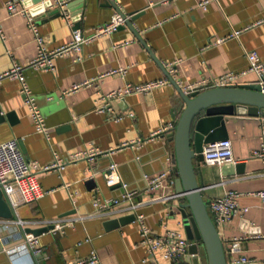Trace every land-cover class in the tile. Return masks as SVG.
<instances>
[{"label": "crops", "instance_id": "0c3cea01", "mask_svg": "<svg viewBox=\"0 0 264 264\" xmlns=\"http://www.w3.org/2000/svg\"><path fill=\"white\" fill-rule=\"evenodd\" d=\"M6 1L0 0L4 36L0 35V73L10 69L13 62L29 64L37 53V41L26 16L9 15ZM104 1L68 2V9L83 32L92 31L116 12ZM114 1L126 14L139 12L132 19V26L144 44L124 24L116 32L83 46L81 53L70 52L56 59L53 71L26 69L24 72L46 126L51 128L49 142L35 130L19 92V82L5 79L1 83L0 143L16 138L25 150L24 158L37 161L40 166L50 165L53 152L67 158L95 148L101 154L68 163L60 173L56 170L36 173L44 196L32 204L17 207L18 218L49 222L69 216L85 218L62 231L52 229L38 235L47 259L19 254L12 260L0 245V264H75L93 251L98 264H144L149 254L140 241V227L135 221L112 230L104 228L106 221L134 215L125 209L127 203L96 216L92 215L93 202L120 198L123 194L121 187L107 184L105 173L111 163L117 165L121 180L135 194V202L160 194L148 193L143 177L167 168L174 144L167 138L169 133L150 137L169 123L177 125L183 102L170 83L147 94L134 93L97 103L99 98L126 84L167 79L163 70L168 72L171 66L175 71L174 80L184 88L203 79L212 81L226 73L248 71V51L254 50L264 60V0H218L211 1L207 8L200 7L201 0ZM26 3L32 6L46 48L55 49L68 43L71 29L61 14L50 13L54 7H45L41 0H26ZM260 20L263 22L259 23ZM236 28L245 29L239 37L216 43L219 37L228 36ZM116 68H127V74L100 78ZM93 79H97L93 85L69 91L73 85ZM255 80L258 77L248 73L239 79V84H251ZM100 105L105 106L104 112H98ZM224 119L233 156L236 164H244V173H228L236 164L217 167L202 163L203 198L208 204L227 191L240 194L239 206L247 207L248 211L216 225L219 237L226 254L230 241L240 238L241 254L251 261L249 264H264V203L256 196L264 190V163L253 155L264 147V118L253 109L238 107L236 116L225 115ZM171 165L175 173L173 159ZM68 184L67 190L64 186ZM165 192L174 193L173 187ZM178 203L174 198L157 200L142 203L137 210L145 216L144 223L154 234L174 230L188 240ZM43 227L35 225L29 229ZM17 232L14 227L0 226V238H8L6 247L21 242L16 238ZM188 242L187 253L179 264H209L200 244L197 243L198 251L194 252L192 241ZM160 264L171 263L161 260Z\"/></svg>", "mask_w": 264, "mask_h": 264}, {"label": "built area", "instance_id": "2783aa9c", "mask_svg": "<svg viewBox=\"0 0 264 264\" xmlns=\"http://www.w3.org/2000/svg\"><path fill=\"white\" fill-rule=\"evenodd\" d=\"M50 7H57L60 9L61 15L65 18L71 29V37L68 43L59 48L48 49L45 45L43 36L38 31V24L36 23L35 15L32 11V6L27 5L26 0H7L5 6L8 14L22 13L26 16L29 28L34 33V38L37 41V53L34 59L27 65H22L18 62H13V65L7 71L0 73V86L3 80L8 79L11 81H18L20 84L19 92L22 95L23 103L30 112V116L37 133H41L47 142L50 141L51 128L46 126L45 117L37 105L36 96L30 89L24 72L26 69H33L35 71H53L55 67V61L58 58H63L70 52L81 53L83 46L93 43L98 40L99 37L110 35L116 32L121 25L125 24L124 17L115 12L107 21L99 23L92 31L85 33L82 29L75 27L76 22L72 16V13L68 9V2L70 0H50ZM211 1L218 0H201L200 7L207 8V5ZM126 17H129L128 15ZM1 22V19H0ZM263 22V20H260ZM245 28H236L228 34V36H221L216 40L219 44L230 37H239L241 32ZM0 35L3 38L2 25L0 24ZM246 58L248 61V71L242 73H226L220 76L218 79L209 81L203 79L200 82L186 85L182 88L184 93L203 92L208 89H215L226 86H237L239 79L248 73L255 74L258 79L264 75V60L259 57L257 52H246ZM127 68H116L111 70L107 74L101 75V77L108 74H121L125 76ZM170 75L175 73L174 67L171 66L168 70ZM99 78V79H100ZM97 79L86 80L82 84H75L70 88V92H76L79 89L93 85ZM170 82L167 79L152 80L148 83L142 84H126L122 88H117L105 95H101L98 102L107 101L110 98H124L126 96L134 95V93H151V91L166 86ZM180 87V86H179ZM181 88V87H180ZM106 110L104 105L98 107V112H104ZM133 117V114H129ZM175 123H169L168 126L163 127L159 131L155 132L150 139L160 135L170 133L175 128ZM264 135V131H263ZM101 152L95 148L84 151V153L73 154L67 158L60 157L56 152H53V158L50 165L40 166L37 161H27L21 151L18 140L10 139L0 143V186L2 188L4 196L10 203L14 212L17 207L26 204H32L44 196L39 182L36 178L37 172H48L56 170L59 173L62 172L68 163L75 162L80 158L94 157L100 155ZM202 155L204 156V164L209 166L222 167V165L231 163L236 164V159L233 156L232 141L230 139H224L215 143H209L204 145ZM253 155L260 157L264 163V147L256 150ZM173 157L168 158V166L162 171L155 173L152 176L145 175L146 191L148 193L158 192L159 195L151 197L150 199L142 202L134 201V193L125 192L123 199H105L103 202H93L94 214L96 216H102L103 214L110 213L113 207H120L123 202L127 203L126 210L131 211L135 215V222L140 227V241L147 247L149 257L144 259V264H160L161 260L170 262L171 264H179L180 259L187 253L189 242L187 239L181 236V234L174 230H167L162 234H154L144 223L145 216L138 212V207L142 203L154 202L157 200H171V198L177 197L176 194H165L166 189L173 187L174 184V170L171 165ZM117 165L110 166V174L107 176V184L114 185L119 183L121 176L118 175ZM264 174V167L262 170ZM126 188V185H123ZM64 188L68 190L69 184ZM73 196V195H71ZM256 196L264 203V190L257 192ZM240 194L236 191H227L223 197L213 199L207 204L209 215L214 225L223 223L230 220L236 215L245 213L248 211L247 207L239 206ZM85 217H68L59 219L56 221H45L42 219H21L12 218L4 219L0 217V226L7 229L14 227L18 230L16 238H20L21 242L14 247H6L5 244L8 240L7 237L0 238V245L6 254L13 260L19 254H26L33 258L47 259L43 247H41L38 235H32L25 233L26 228H31L35 225L52 226L54 231H62L64 227L74 224L79 220H83ZM231 245L228 248V264H249L251 261L241 254L240 238H233ZM234 256V257H233ZM98 257L95 251L86 259H81L75 264H98Z\"/></svg>", "mask_w": 264, "mask_h": 264}, {"label": "water", "instance_id": "95a60500", "mask_svg": "<svg viewBox=\"0 0 264 264\" xmlns=\"http://www.w3.org/2000/svg\"><path fill=\"white\" fill-rule=\"evenodd\" d=\"M41 1L45 7L50 6V0ZM104 3L112 6L124 17L125 25L144 44L136 28L132 26V19L139 12L126 14L114 0H105ZM50 13L61 14L60 9L57 7L52 9ZM127 15L129 17H126ZM75 27L79 28L78 22H76ZM152 57L154 56L152 55ZM163 72L170 84L177 90L183 102L182 112L177 121V125L167 136L169 142H173L174 144L173 162L176 163V169L174 173L173 192L177 195L174 199L179 202L177 209L180 212L182 222L187 231L188 240H191L193 243L194 252L198 251L197 243H199L205 251L209 264H228L227 258L229 254H226L227 249L224 247L223 242H221L218 229L212 222L207 204L203 198L202 188H204V180L201 164L204 163V156L202 152L204 145L227 139L224 116H236L238 107L253 109L264 118V75L251 84H238L237 86H226L208 89L203 92L185 94L172 75L165 70ZM21 151L25 154L22 145ZM111 165L113 164L111 163L109 168ZM243 166V163L236 164L230 167L234 169L233 171L231 169L228 170V173L230 175L243 174ZM109 168L105 176L110 174ZM143 180L146 184L144 177ZM123 185H126V188ZM110 186L121 187L123 189L122 196L115 199H123L125 192H132L124 180ZM93 187H95V184H93ZM0 217L4 219L17 217L6 196H4L1 186ZM134 220V215L122 216L119 219L106 221L104 228L112 230ZM52 228L53 225L50 227L36 228L35 230L29 228L24 230L25 233L35 236L52 230Z\"/></svg>", "mask_w": 264, "mask_h": 264}]
</instances>
